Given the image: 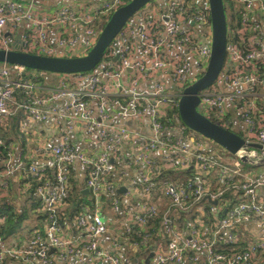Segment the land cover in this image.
Instances as JSON below:
<instances>
[{"label":"built area","instance_id":"2783aa9c","mask_svg":"<svg viewBox=\"0 0 264 264\" xmlns=\"http://www.w3.org/2000/svg\"><path fill=\"white\" fill-rule=\"evenodd\" d=\"M39 1L44 0H31L30 4L20 3L18 0H0V48L11 47L5 36L6 29L15 31L18 25L25 22L30 25V31L22 41L24 51L49 56L85 55L96 44L102 31L98 29L96 20L101 16L112 14L129 0H104L96 6L80 8L60 5L46 14L36 11L34 3ZM232 1L235 10H241V19L235 24L232 39L229 40L228 37L226 60L222 71L215 82L200 93L199 110L213 121L215 119L216 123L227 127L232 126V122L227 117L226 103L231 104L239 118L247 124V133L242 136L248 142H256L261 146L260 149L249 148L241 153L247 157L246 162L260 168L257 170L258 173L244 176L241 163L245 161L239 156H236L233 163L226 164L213 160L202 143L196 148L189 146L183 135L186 133L200 135L185 124L172 128L163 125L161 117L168 103L172 101L179 103L183 89L197 80L206 70L211 41L210 38L208 45H205L202 41L203 34L198 38L194 31L183 28V22L193 20L201 30L209 29L211 34V22H208L207 13L200 5L193 4L187 8L186 0H168L166 11L159 17L151 13L145 14L143 10L135 16L108 47L103 59L94 70L61 73L63 78L57 86L48 89L46 97L31 93L35 87L33 83L23 81L21 77H11V73L20 74L25 68L0 64L1 116L13 115L21 110L26 114V118L50 121L67 131L63 126L66 123L65 116L57 108L45 107L50 101L67 98L69 107L79 115L72 124L81 125L89 134L91 142L101 149V152L94 154L76 152L67 137L52 148L54 167L57 169L56 179L40 184L36 188L41 209L48 215L46 237L36 231L30 237L27 246L22 248L13 246L1 250L0 264H4L7 257L24 261L37 257L43 264H51L49 252L52 248L58 250L64 259L69 256H80L85 251L107 264H126L119 255L99 245L101 237L108 231V226L98 202L102 194L109 196L111 211L120 213L126 218L127 224L115 241L119 251H124L133 236V226L143 228L146 217L157 213V206L151 203L150 198L156 186L153 178L159 165L146 156L150 151L158 149L169 154L163 157L164 166H177L182 169L192 166L195 170L188 185L169 183L164 187V195L176 206L189 209L191 201H201L207 194L212 199H217L221 192H210L212 187L207 178L209 174L216 177V184L233 175H242L244 181L240 188L246 200L229 209L225 216L216 218L212 227V237L205 236L209 229L199 216L195 219L193 228L180 231L171 226L172 222L169 218L164 217L163 224L166 226V231L173 237L165 245H158L159 247L153 251L150 264H187V258L195 259V253L202 250L207 251L209 264L220 260L226 264H259L260 252L264 251V238L250 242L242 251L230 254L216 251V247L221 243H236L239 225L242 222H250L254 216L258 215L261 218L264 229V203L256 198V189L264 185V163L260 162L264 158V108L261 106L262 103L258 102L264 101V91H261L264 90V0ZM204 7L208 8L207 0ZM162 21L168 24L166 30L163 29ZM53 26H58L57 42L63 48L62 52H57L48 42V30ZM136 38L142 41L143 53L150 57L148 64L133 59ZM177 48L184 51L174 57L167 56L169 51ZM191 56L196 58V73L193 72ZM126 70L134 71L129 85L122 80ZM159 72L170 74L176 85V91H168L162 82H156L149 90L137 89L139 80L153 78ZM17 92L26 93L27 98L19 101ZM111 95L118 97L116 102L119 105L121 119L141 120L147 112L150 113L153 135L143 140L141 144L143 161L149 171L143 175L140 184L134 185V188L140 187L146 196L139 210H135L131 205H122L121 199L116 194L118 186L108 181V178L104 179L116 170L114 157L120 158L122 140L128 132L125 128L112 132L105 124L108 120L105 102ZM120 97L127 98L129 103L127 101L126 104L122 103ZM91 99L99 100L96 117L93 116L89 106ZM69 127L71 128V125ZM176 131L179 135L174 134ZM202 140L214 143L203 136L201 142ZM3 160L0 158V162ZM75 160H80L88 168L86 187L95 196L96 209L93 212L85 207L76 216L73 223L78 234L75 238H70L61 235L62 225L55 216L57 210L62 207L71 186V176L65 166ZM47 169L49 166L45 165L31 164L28 167L29 172L38 179L46 175ZM7 187L8 182L0 179V189L5 190ZM209 206L212 214L218 215L222 209L218 205ZM203 208L206 210L207 207ZM150 237V234H144L141 241L133 242L131 245L141 248Z\"/></svg>","mask_w":264,"mask_h":264},{"label":"crops","instance_id":"0c3cea01","mask_svg":"<svg viewBox=\"0 0 264 264\" xmlns=\"http://www.w3.org/2000/svg\"><path fill=\"white\" fill-rule=\"evenodd\" d=\"M20 3L30 4L31 0H18ZM104 0H44L36 2L35 9L37 12L42 14L51 13L57 6L68 5L72 8L87 7L91 5H98ZM168 0H154V2L148 4L143 11L145 14L151 13L159 17L167 9ZM193 3H196L200 6H205V0H193ZM234 7V6H233ZM233 9V8H232ZM230 10V22L233 20V12ZM143 13V12H142ZM163 29H167V22L162 21ZM183 28L194 31L196 37L201 38L203 34V43L208 45L211 34L209 29L201 30L200 26L193 22V20L183 22ZM28 31H30V25L28 23H21L15 29L11 31L9 28L5 31V36L10 42V45L15 43L20 37L23 41L25 36H27ZM199 31V32H198ZM58 35V26H53L48 30V42L49 44L57 50V52H62L63 48L58 45L57 42ZM182 49H175L169 51L167 56L174 57L177 54H180ZM191 61L193 63V72L196 73V58L191 56ZM133 59H139L149 63L150 57L145 55L142 51V41L139 38H136L134 42L133 50ZM134 71L126 70L123 75V82L127 85L131 84L132 76ZM12 78H18L20 76H15L14 73H11ZM41 78L44 82H38L34 84V89L31 90V93L46 97L48 95V89L57 86L60 79L63 78L61 73H52L47 72L41 74ZM156 82H162L165 84V87L168 91H176V85L172 81L170 74L159 72L153 78L139 80L137 89L140 91L146 89H152ZM115 95H111L105 102V111L108 115V120L106 121V126L112 132L119 130L120 128H125L128 132L122 140V151L120 158L114 157V165L116 170H114L110 175L104 177V179H111L112 182L118 186V197L121 199L123 205H131L135 210H139L143 202L146 200V196L140 187L134 188L135 184H140L142 177L145 173L149 171L148 166L146 165L143 156V151L141 149V144L143 140L152 137L153 131L151 128L150 113H146L141 120H134L132 118L121 119L119 117V105L116 102ZM121 98L122 103H127V98ZM17 99H20L17 98ZM127 101V102H126ZM129 103V102H128ZM90 109L94 117L98 116V99L90 100ZM46 108H57L60 113L65 116L66 123L63 124L64 130L62 127L57 126L50 121H38L32 120L29 118H23L21 124V136H11V122L13 115H0V128H3L8 134V138L12 137V140L9 142V157L5 158L0 162V174L2 180H6L9 185L5 190H2L3 193L0 196V199L7 197L10 200L17 201L19 199V184L20 180L23 178L24 168L28 163L35 165H45L49 166L51 169H55L54 165V155L52 154V148L57 145L64 137H67L68 142L72 145L76 152H84L88 154H94L101 152L99 146L94 145L89 137V134L82 128L81 125L72 124L76 118H78V113L72 110L69 107V100L67 98L50 101L45 105ZM16 110V109H15ZM226 111L228 113L227 117L231 119L232 129L242 134L243 136L247 133V124L242 121L238 113L235 112L233 107L229 102L226 103ZM71 125V128L69 127ZM111 132V134H113ZM174 133V132H173ZM175 135H179V132L176 131ZM25 139V144L20 138ZM185 142L192 148L200 147L201 143L205 145L209 156L219 162L226 164L233 163L235 161V155L224 150L222 147L216 145L207 140H202L201 136L192 133H186L183 135ZM7 143V139H4ZM7 140V141H6ZM256 143V142H253ZM258 144V143H256ZM257 150L258 148H251ZM169 155L163 150H153L150 151L146 157L149 159L155 160L156 162H162ZM171 155V154H170ZM156 163L160 165V163ZM248 163V162H245ZM251 164V163H249ZM252 165V164H251ZM65 169L69 172L71 179H76L80 184L82 189L86 187V180L88 177V168L80 160H75L70 165L65 166ZM9 171V172H8ZM255 171V172H254ZM254 171L245 172L244 176L255 175L258 173L257 169ZM209 183L211 185H216V177L212 174L207 176ZM154 186V198L151 199L152 202L159 208L165 206V198L163 196H158L159 190L155 183ZM126 188L124 192H119L120 188ZM35 194L38 199L39 195L35 191ZM108 202L110 203V198L107 196ZM256 198L259 202L264 203V185L256 189ZM218 201V200H217ZM202 203V204H201ZM103 202L100 198L98 206L103 219L106 221L108 226V231L105 235L101 237L100 247L106 249L112 253L119 255L126 264H145L146 255L139 254L141 248L135 245H131L130 250L127 254H124L125 251H119V248L115 245V241L119 237L121 231L124 229V226L127 224L126 218L120 213H113L111 209L107 210L106 213H103ZM207 205H218L205 200L204 202L197 201L195 204L196 211L201 214H205L203 207ZM102 208V209H101ZM226 214V210H225ZM212 218H219V215L212 214ZM3 220L0 219V224ZM175 221V220H174ZM173 225V224H172ZM183 224L175 222L174 228L177 231L183 230ZM179 228V229H178ZM78 234V231L75 225L71 222L62 224L61 235L75 238ZM173 237L171 234L169 235ZM28 227L20 231L17 235L8 238L7 240H2L0 238V251L3 249L11 247H25L30 239ZM239 237L246 241L247 243L256 242L264 238V229L262 227L261 218L257 215L254 216L250 222H242L238 227V239ZM159 247V246H158ZM53 249V250H52ZM49 252L51 264H107L101 261L98 257L93 256L89 252L83 251L80 256H69L67 259L61 257L58 250L52 248ZM209 255L206 250H202L199 253H195V259H186L187 264H209ZM4 264H43L41 260L37 257H31L28 261L15 259L12 257H7ZM213 264H226L224 261H216Z\"/></svg>","mask_w":264,"mask_h":264},{"label":"trees","instance_id":"16d2710c","mask_svg":"<svg viewBox=\"0 0 264 264\" xmlns=\"http://www.w3.org/2000/svg\"><path fill=\"white\" fill-rule=\"evenodd\" d=\"M154 2L152 0L150 3ZM148 3V4H150ZM225 7L229 5L233 9V20L228 22V37L229 40L232 39L233 36L232 31L235 29L236 22H239L241 19V10H235L233 7L232 0H224ZM193 4V0H186L185 7L190 8ZM206 13L208 22L210 23V15L208 12V8L204 6H200ZM111 17V14H107L105 16H101L96 20V25L98 29H103L106 25L107 21ZM260 68V65H259ZM14 75L20 76L21 80H25L36 84L38 82H44L41 78V74L47 73L43 71H38L30 68H25L22 73L13 72ZM261 90V89H260ZM264 91V90H261ZM19 101L25 100L27 98L26 93L17 92V98ZM262 103L261 106L264 108V101H258ZM26 114L21 110H18L15 114H13V118L10 120L11 122V136H21V122L23 118H26ZM228 119V118H227ZM161 121L164 126L167 128L177 127L180 125H184L182 122L179 111H178V103L177 101L169 102L165 108L164 115L161 117ZM214 121H216L214 119ZM217 122V121H216ZM229 129H232L233 126H227ZM233 130V129H232ZM240 134V133H239ZM242 135V134H241ZM4 139H7V143ZM22 142L25 144V139L20 138ZM12 140V137L8 138V134L5 132L3 128H0V158L5 159L9 157V142ZM236 159V157H235ZM159 162V161H158ZM156 162V163H158ZM160 163V162H159ZM30 163H28L24 169L23 178L20 180L19 184V199L17 201H13L8 199L7 197L4 199H0V219L3 221L0 224V238L2 240H7L8 238L17 235L20 231L24 230L28 227L29 236L33 235L34 232L38 231L41 233L43 237H46V227L49 223L48 215L46 211L41 209V201L37 198L35 191L36 188L40 184H44L49 181H54L55 175L57 173V169H47L46 175L43 178H35L28 170ZM242 172L254 171L258 170L257 166H253L249 163L242 162L241 163ZM255 172V171H254ZM195 174V170L192 166L182 169L177 166L166 167L162 162L159 165L158 171L154 175L153 181L154 183H159L157 185V189L159 190L158 196H163L165 198V206L163 208H159L157 206V213L154 216L146 217V224L143 228H139L134 225V232L131 240L125 246L124 254H127L130 250L131 244L133 242L141 241L144 237V234H150L151 237L147 240V243L141 246V250L139 254H144L146 257L150 252H153L158 245H165L171 237L166 231V226L163 224L164 217H167L171 220L174 228L175 222H179L183 224V229L193 228L195 224V219L199 216L205 222V226L208 227L209 233L206 232L205 236L212 237V227L215 223L216 219L212 218V212L210 210V206L207 205L205 210V214H201L196 211L195 204L196 200L190 202L189 209H183L176 204H174L168 197H166L163 193L164 187L169 183H179L188 185ZM112 182V180H108ZM244 181V177L242 175H233L232 177L225 178L223 182L218 183L216 185H211L210 192H221L220 196L217 198L218 206L222 207L219 211V217L225 216L226 212L237 205L238 203L245 201L246 198L243 196V190L240 188L241 183ZM9 185V183H8ZM154 192V191H153ZM152 192V193H153ZM3 191L0 189V196ZM118 193V192H117ZM154 193L152 194L151 199H153ZM101 199L103 202V213H106L107 210L111 209L110 203L107 201L108 198L105 194L101 195ZM151 203L154 204L151 200ZM122 204V203H121ZM123 205V204H122ZM85 207H88L91 211L94 212L96 209V199L94 194L89 190V193H84L81 187V184L74 178L71 179V186L68 190V194L64 200V203L59 210L56 212V220L59 224H64L71 222L73 223L76 216L79 215ZM102 209V208H101ZM175 220V221H174ZM74 224V223H73ZM179 229V228H178ZM211 229V232H210ZM249 246V243L242 240L240 237L236 243H221L217 248V252L221 253H234L237 251L245 250ZM142 254V255H143ZM264 261V251L260 252V258L258 263L262 264Z\"/></svg>","mask_w":264,"mask_h":264},{"label":"water","instance_id":"95a60500","mask_svg":"<svg viewBox=\"0 0 264 264\" xmlns=\"http://www.w3.org/2000/svg\"><path fill=\"white\" fill-rule=\"evenodd\" d=\"M152 0H129L116 9L102 29L96 44L82 56H49L27 52L22 49L23 42L19 37L10 48H0V64H8L52 73H78L94 70L103 59L108 47L115 41L122 29L133 20ZM211 20L210 57L206 70L194 82L188 84L182 91L178 103L179 116L182 122L192 131L203 136L242 161H248L241 155L249 148L261 146L248 142L242 135L232 129L224 127L199 110L200 93L210 87L220 72L226 60V47L228 43V20L224 0H207ZM264 163V158L260 160ZM126 188H120L124 192ZM89 193V189H83ZM208 200L217 204V199L205 195L200 202ZM53 250V249H52ZM51 250V251H52ZM154 255L150 252L145 264H150Z\"/></svg>","mask_w":264,"mask_h":264},{"label":"rangeland","instance_id":"374dc122","mask_svg":"<svg viewBox=\"0 0 264 264\" xmlns=\"http://www.w3.org/2000/svg\"><path fill=\"white\" fill-rule=\"evenodd\" d=\"M229 8L230 9H232V7H230L229 5H227L226 6V14H227V20H228V22L230 21V10H229ZM82 55V54H81ZM203 111H204V109H203Z\"/></svg>","mask_w":264,"mask_h":264}]
</instances>
